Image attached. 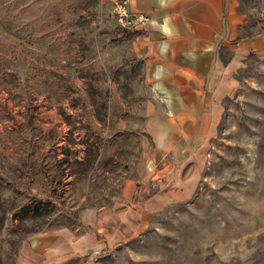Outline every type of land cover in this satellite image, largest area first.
Returning <instances> with one entry per match:
<instances>
[{
    "label": "rangeland",
    "instance_id": "374dc122",
    "mask_svg": "<svg viewBox=\"0 0 264 264\" xmlns=\"http://www.w3.org/2000/svg\"><path fill=\"white\" fill-rule=\"evenodd\" d=\"M235 2L240 36L264 34V0ZM113 7L0 0V264H44L27 260L26 241L94 230L85 212L136 202L125 193L138 179L149 183L137 230L98 233L100 243L54 264H264V49L233 69L207 144L179 153L180 174L161 180L168 157L144 137L153 132L144 67L111 48L121 26Z\"/></svg>",
    "mask_w": 264,
    "mask_h": 264
},
{
    "label": "crops",
    "instance_id": "0c3cea01",
    "mask_svg": "<svg viewBox=\"0 0 264 264\" xmlns=\"http://www.w3.org/2000/svg\"><path fill=\"white\" fill-rule=\"evenodd\" d=\"M106 1L112 4L115 0ZM128 7L132 12L146 13L147 22L133 30L120 26L109 44L120 55L143 64L144 81L152 96L146 102V125L153 131L144 137L161 157H168L158 174H163L161 180L168 176L169 181L180 174L176 157L197 154L214 134L229 76L240 58L264 49V34L240 36L245 18L235 0H128ZM24 122L22 118L17 124ZM179 142L183 146L177 149ZM156 160V152L146 154L149 169L155 168ZM174 182L164 183L167 191L174 188ZM148 183L146 179L127 181L125 198L137 192L136 202L123 200L112 207L86 211L84 222L94 230L86 228L77 234L47 230L32 236L24 248L27 260L54 264L80 245L100 243L98 233L107 238H115V233L122 238L129 236L142 221ZM156 192L152 190L150 196Z\"/></svg>",
    "mask_w": 264,
    "mask_h": 264
},
{
    "label": "built area",
    "instance_id": "2783aa9c",
    "mask_svg": "<svg viewBox=\"0 0 264 264\" xmlns=\"http://www.w3.org/2000/svg\"><path fill=\"white\" fill-rule=\"evenodd\" d=\"M114 13L118 23L127 29H136L139 25L145 24L148 15L144 12H132L128 7V0H115Z\"/></svg>",
    "mask_w": 264,
    "mask_h": 264
}]
</instances>
